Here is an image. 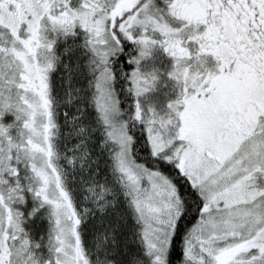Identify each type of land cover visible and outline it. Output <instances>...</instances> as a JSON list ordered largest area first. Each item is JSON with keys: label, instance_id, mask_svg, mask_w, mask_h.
Returning <instances> with one entry per match:
<instances>
[{"label": "snow or ice", "instance_id": "1", "mask_svg": "<svg viewBox=\"0 0 264 264\" xmlns=\"http://www.w3.org/2000/svg\"><path fill=\"white\" fill-rule=\"evenodd\" d=\"M0 38V264H264V0H0Z\"/></svg>", "mask_w": 264, "mask_h": 264}, {"label": "trees", "instance_id": "2", "mask_svg": "<svg viewBox=\"0 0 264 264\" xmlns=\"http://www.w3.org/2000/svg\"><path fill=\"white\" fill-rule=\"evenodd\" d=\"M130 45L126 47L125 52H128ZM134 54V53H133ZM117 63L123 64L125 67H128V61L125 58V54L122 53L119 58H117ZM126 81L123 77H118L116 87L118 89V95L121 97V107L125 106L126 101H130V96L125 90ZM129 110H131L129 104ZM129 132L134 136V142L132 145L133 155L137 160H143L150 163V157L148 156V148L144 139V132L142 131V125H137L136 127H129ZM118 209H124L123 198H120V201L117 206Z\"/></svg>", "mask_w": 264, "mask_h": 264}, {"label": "rangeland", "instance_id": "3", "mask_svg": "<svg viewBox=\"0 0 264 264\" xmlns=\"http://www.w3.org/2000/svg\"><path fill=\"white\" fill-rule=\"evenodd\" d=\"M167 62H168V58L162 53V51H160L159 49H154L152 53V57L144 61L143 66L149 69L153 67L163 68ZM167 86L170 87L171 86L170 83ZM165 91H167V88L165 86L163 79H161L156 83V88L147 93V98L157 99L159 103H163L164 100L163 93Z\"/></svg>", "mask_w": 264, "mask_h": 264}]
</instances>
